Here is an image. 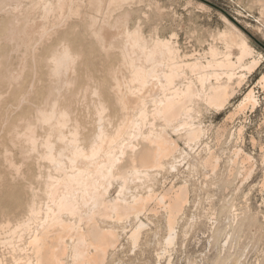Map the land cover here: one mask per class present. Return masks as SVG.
Masks as SVG:
<instances>
[{"label":"bare ground","instance_id":"1","mask_svg":"<svg viewBox=\"0 0 264 264\" xmlns=\"http://www.w3.org/2000/svg\"><path fill=\"white\" fill-rule=\"evenodd\" d=\"M136 1L0 0V192L6 175L23 188L12 190L20 193L13 203L3 190L10 204L0 203V246L12 254L0 264H107L116 226L134 219L137 245L141 217L158 209L166 244L175 241L188 187L151 186L183 163L179 140L191 148L201 140L202 106L224 110L234 76L254 73L262 55L224 18L232 33H218L223 51L210 46L204 61L183 56L174 34L131 26ZM248 103L257 105L253 89L237 108ZM135 182L147 191L127 197ZM39 227L44 237L28 236L26 254L22 242Z\"/></svg>","mask_w":264,"mask_h":264},{"label":"rangeland","instance_id":"2","mask_svg":"<svg viewBox=\"0 0 264 264\" xmlns=\"http://www.w3.org/2000/svg\"><path fill=\"white\" fill-rule=\"evenodd\" d=\"M132 5L131 26L140 22L146 35L156 31L160 37L171 38L174 34L182 55H196L204 61L210 46L223 51L224 44L217 36L223 31L232 33L226 18L248 39L255 57L261 54L262 59L254 73L244 78L240 74L246 72L234 76L232 95L224 110L202 106L194 125L201 130V140L192 148L179 140L183 163L177 171H162L151 186L156 192L173 184L188 187L189 203L177 221L175 241L166 244L165 213L160 209L156 214L146 212L141 220L147 228L137 245L129 240L134 219L116 226L120 241L107 264H264V82H260L264 75V0H138ZM3 28L2 23L0 33ZM4 49L0 43V52ZM250 61L251 58L245 63ZM252 89L257 105L252 108L248 103L239 110L238 104ZM180 129L184 135L186 130ZM172 131L169 129V135L177 139ZM209 158V164H205ZM6 177L8 187L5 185L3 190L7 196L3 190L0 192L1 204L10 197L8 201L13 203L23 189ZM147 189V185L135 182L126 196L144 194ZM115 197L113 190L107 200ZM10 206L4 209L11 211ZM32 232L22 242V249L28 250L26 254L33 250L31 235L44 237L42 227ZM11 254V248L0 246V260L10 263Z\"/></svg>","mask_w":264,"mask_h":264}]
</instances>
